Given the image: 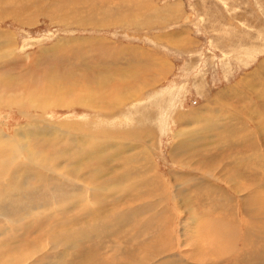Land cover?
Returning <instances> with one entry per match:
<instances>
[{"label":"rangeland","instance_id":"rangeland-1","mask_svg":"<svg viewBox=\"0 0 264 264\" xmlns=\"http://www.w3.org/2000/svg\"><path fill=\"white\" fill-rule=\"evenodd\" d=\"M4 6L19 9L20 17L14 19L15 13L0 10L4 14L0 18V32L9 37L4 44L0 41V55L8 53L12 58V61L0 60V149L4 140H8L16 151L18 144L29 141L32 142L28 146L30 149L40 147L37 144L44 141L57 149L63 148L64 137L51 141L47 133L22 137L18 129L32 119L44 121L46 124H38L43 127L64 124L61 128L64 132L65 124L78 123L75 126L78 128L89 124L91 127L84 125L85 130L71 131L82 136L114 129L113 132L119 133L117 135L124 140H130L129 143L124 142L131 146L121 154V157L125 156L124 161L127 162L133 154L148 150L147 146L152 153L145 164L137 157V163L129 164L126 169L122 166L128 162L123 165L122 159L113 160L110 164L116 167L113 175L120 178L130 174L127 182L133 183L136 190L138 182L145 179L149 182L145 194L151 185L153 187L151 195L145 199L148 210L143 209L142 214L132 220H124V224H112L110 227V220H103L93 227V222L79 224L67 214H53L59 217L58 220L52 219L57 224L54 231L67 224L74 227L76 232L71 230L65 238L49 233L52 226L44 227L46 221H41L43 214L33 220L25 216L28 220L17 225L9 221L13 233L12 236L10 233L11 238H0V258L12 260L18 256L22 258V264H264V236L260 234L264 233V214L261 217L249 213L257 209H252L253 205L256 206L255 197L264 193V0H34L27 9H21L16 2L9 0ZM43 9L53 11L48 12V16L45 13L38 15V11ZM77 10L83 11L80 15L96 10L108 15L107 18L117 19L118 24L79 28L77 23L79 20L86 23L85 16L67 14ZM28 18L30 21L27 23ZM72 38L92 41L74 46L73 51L79 58L73 57L66 63L56 51L47 55L41 52V49L49 47L57 50L58 41ZM98 41L104 45H99ZM8 42L12 47H8ZM70 64H73L71 71ZM107 70L111 73H106ZM63 71H67V75L71 72L69 80L61 77ZM109 75L123 79L127 76V81L114 83L116 98L110 105L98 101L97 108L91 109L70 104L50 107L33 97L46 88L52 93L53 86L58 92L68 83L70 86H85L87 82L90 86L102 83L101 93L107 92L105 98L108 99L112 86L106 84L108 80L102 82L101 78ZM42 83L46 84L39 89ZM17 101L25 106L20 108ZM223 106L224 112L219 110ZM192 114L202 118L211 116V121H194ZM114 117L119 121H114ZM240 123L245 125L248 133L257 134L263 144L254 148V136L250 135L248 138L252 144H246L236 154L233 148L237 140L228 131L229 126ZM255 124L260 129L257 130ZM185 133L187 135H183ZM182 135L186 141L189 139V144L193 141L190 144L192 148H185L180 155L173 157ZM219 144L218 149L222 150L213 149ZM223 145L233 148L225 152ZM46 154L51 158L49 152ZM0 155L4 158L6 153L0 150ZM228 156L241 157L247 162L231 169ZM224 157L226 160L223 162ZM252 157L256 158V169L248 168ZM223 164L227 170H222ZM133 165L137 166L138 172L133 171ZM210 165L218 167L212 172ZM103 170L104 174H109L112 169ZM227 171L235 174L238 180L234 176L226 178ZM155 177L160 181H152ZM119 181L125 180L120 178ZM119 181L116 193L123 189ZM233 182L243 189L248 187L247 193H238ZM251 183L260 188L261 193L254 195L250 191L253 189ZM105 185L111 186L109 183ZM142 190L138 191L143 193ZM215 192H219L218 198ZM203 194L208 195L201 197ZM103 196L110 200L113 193L104 191ZM200 200L205 206L199 205L201 202L195 203ZM88 201L94 202L90 195ZM179 202L185 207L179 209ZM198 216L226 228L221 232L226 236L225 241L221 243L223 238L218 234L219 244L211 242L213 237H196L194 229L200 222ZM141 228L142 231L147 228L158 232L157 239L151 233H144L143 241L152 243L149 239L153 236L155 241L160 238L162 246L163 243L166 245V249H159L158 257L150 247L148 253L142 252L140 258H135L136 252L142 249L138 247L142 242ZM85 229L90 232L96 229L99 239L93 233L84 235ZM252 229L255 235L250 234ZM260 237L263 241L259 240ZM227 242H231V253L223 255L218 249ZM6 247L10 249L6 250ZM204 248L205 253L202 251ZM128 251L131 257L124 262L122 258ZM143 254H147L145 259Z\"/></svg>","mask_w":264,"mask_h":264},{"label":"bare ground","instance_id":"bare-ground-1","mask_svg":"<svg viewBox=\"0 0 264 264\" xmlns=\"http://www.w3.org/2000/svg\"><path fill=\"white\" fill-rule=\"evenodd\" d=\"M7 1H9V0H0V10L5 11L8 14L15 13L16 16H14V17L9 16V17H12L14 19H19V17H20L19 9H17V8L11 9V8L5 7L4 5L7 4ZM10 1L16 2L18 4V6L21 7V9H27L34 3V0H32V3L30 0H10ZM50 11H53V9H46V10L43 9V10L38 11V15L43 16V14L45 13V15L48 16V12H50ZM73 13L78 14L79 17L85 16V18H86V23H84L82 20H79V22L77 23V25H79V28L85 27V26H90L92 28H94V27L99 28V26H112V25L118 24V21H116L117 19L107 18L108 15H105V14L102 15L100 12H98L96 10L94 12L89 10V14H85V15H80V13H83V11H81V10H77V11H74L72 13H67V14L71 15ZM3 15H4L3 13H0V18H2ZM6 18H8V17H6ZM104 19H107V20H104ZM29 21H30V18H28L26 20L27 23ZM66 25H68V24H66ZM8 38H9L8 35L0 32V41H2L3 44L8 41ZM81 42L85 45L90 44V42L92 43V41H90V42L86 41V40L81 41V39H78V38H76V39L72 38V39H68V40L62 39V40L58 41V43L56 44L57 45L56 47H58L57 50H53L51 47H49L46 49H41V52H42V54L47 55L50 52L56 51V52H58L59 58L67 63L71 58L78 57V54L74 53L73 50H75L74 46H77V44H80ZM98 44L104 45V44L100 43L99 41H98ZM7 45H8V47H12V44L10 42H8ZM80 49H82V48H80ZM111 49L112 48H110V50ZM86 57L89 58V56H86ZM8 59L12 61L10 54L6 53V54L0 55V60H8ZM72 61H71V63H73ZM81 61L83 62V60H81ZM72 65L73 64H70V69H69L70 71L72 70L71 69ZM78 68H79V63H78ZM85 69L86 68L84 67V70ZM108 69H110V68H108ZM82 70L83 69H79V71H82ZM66 72L67 71H63V74L61 75V77H64L66 80H69L72 76L70 74L71 72H68L69 76L67 75ZM88 72H91V71H88ZM115 72H116V70H115ZM106 73H111V71L107 70ZM126 73L128 74V71ZM77 74H80V73H77ZM123 77H125V79L114 78V77L112 78V75H109L108 77H105V78H101L102 82L104 80H108V82H106V84L109 83V86L110 87L112 86V88L109 92L108 99L105 98L107 95V92L101 93L102 92V90H101L102 89V83L100 85L90 86L87 82H86L85 86H84V84H78V85L73 84L72 86H70L68 83V84L60 87V90L58 92H57V87L53 86L54 90L52 91V93L50 91H48V89L46 88L45 91H42L39 94H33V97L39 99L41 103H43L47 106H50V107L69 105L70 104L69 106L80 105V106L86 107L88 109H91L94 106H95V108H97L98 101H102L105 104L110 105L111 102L115 100L116 97H115V94L113 92V87H114V91L116 88L114 86V83L117 80L127 81V79H126L127 76H123ZM45 84L46 83H42L41 87L39 89L43 88V86ZM36 90H38V89H36ZM72 99H75V101L70 102V100L72 101ZM217 104H218V102H217ZM17 106H19L21 108V106H25V104H20L17 101ZM219 110H222L224 112L225 107L223 106V107H221V109L219 108ZM192 115H193L194 121H198V122L203 121L204 122V120H205L207 123H210V121H211V116L206 117V118H202L201 115H197V114H195V116H194V114H192ZM261 115H262V113H261ZM262 116H264V114ZM113 120L119 121L115 117L113 118ZM41 122H44V121L32 119V121L30 123H27L24 127L19 128L18 133L22 137H26L27 135H29L31 137H37L43 133H47L49 135L48 136L49 141L54 140V139H62L64 137V139H63L64 145H63L62 149H57L52 143L47 142V141H44L41 144H37V145H40V147H37L35 149L28 148V146H30V143H32L31 141H29L27 143L18 144L17 145L18 151L15 150V148L12 146V144L8 140H4L3 144L1 145L2 148L0 150L2 152H5L6 155L4 158H2L0 155V238L1 237H8V236L11 238L13 231H11V227L9 226L10 225L9 221H12L13 223H15L17 225L19 222H23V221L26 222L28 220L26 217L33 220L35 218V216L43 214V218L41 219V221H43V220L46 221L44 227L52 226V228L49 229V233L51 234V232H54L58 236L64 237V236H68L74 227H71L67 224V226L59 228L58 231H54L55 225H57L56 222L52 220V219L56 218V217H54L55 213H56V216L58 214L59 215L67 214V215L74 218L75 223L77 221V223H79V224L80 223L88 224V222H93L94 223L93 227L97 226L98 224H101V222L103 223V220H110V222L108 224L111 227L112 224L113 225L124 224V222H125L124 220L128 221L130 218L132 220L133 217H135L136 215L142 214L143 209L148 210V207L146 206L147 201L145 199H146V197L151 195L150 191L152 190L153 185L150 186L149 192L147 194H145L144 192H146L147 184L149 182H147L144 179V180H141L138 182L137 190H136L133 183H130L131 184L130 185L127 182V180H129L128 176L130 174H127L124 177L120 176V178H124L125 181H119L120 178H118V176H116V175H113L116 167L114 168L113 165L110 166V164L113 163V160L120 161L122 159L123 165L128 162L125 166H122V167H125V169H126L129 164L137 163L135 161L137 157L139 158V159L137 158L139 160V162H144V164H145V162H148V159H150V153H152L151 148H149V146H147L148 150L145 149L146 151H142V153L139 152L141 154H136V155L133 154V157H130L126 162V161H124L125 156L121 157V154L124 153L125 151H127L128 149H131L130 145L129 146L126 145L129 143L130 140H128L129 138H126L124 140L121 135H117L119 133L113 132L114 129H113V131L107 129L106 131H103L102 133H98V134H92L91 132H89L85 136L83 134V136H84L83 137L81 135V133L78 135H75V134H72L71 131H78V129H82V130L84 129L85 130L84 125L90 126L89 124H82V122H81V124L83 126L80 128H78V126L75 127L78 123L77 124H65L64 128L66 129V132H64L61 129L64 124L54 125L53 127H49L47 125H44V127H45L44 128L43 126L38 125ZM43 124H46V123L44 122ZM113 125L116 126L115 124H113ZM229 127H231L230 131L227 130L228 128L226 130L228 131L229 134L233 135L234 139L237 140V145H235L234 148L231 145H229V146L223 145V146H225L223 151H225L226 149L230 150L232 147L235 150L236 154L240 153L244 149L246 144H248V143L252 144V142L249 141V138H248V136H250V135L254 136V141L252 140L254 148L260 147L261 144H263L260 142V139L258 138L257 134H255L253 132L250 133L251 131L248 133V131L245 128V125L240 123V124H234V125L229 126ZM259 127L260 126L258 124H255V128L257 130L260 129ZM43 129H45V131ZM224 129H225V127H224ZM141 131H143V130H141ZM62 133H63V135H62ZM114 133H116V134H114ZM183 135H187V133H185ZM183 135H182V138L179 139V141L177 142V144L179 143V145L176 144L175 153L173 154V157L175 155H180V153H182L185 148H188V149L192 148L190 146V144L193 141L189 144V139L186 141L184 139ZM131 136H132V134L130 135V137ZM140 138H142V136ZM263 140L264 139H262V141ZM67 141H68V143H67ZM125 141L128 143H124ZM218 146L220 147V144L213 147V149L219 150ZM220 150H222V149H220ZM48 152L50 153L51 158L49 157V155L46 154ZM108 153H109V155H108ZM190 158L193 161L192 156ZM226 158L229 159V161H231V165H232L231 169H236V165H237V167L238 166L241 167V166H243L244 162H247V159L244 160L243 158L237 157V156H232V157L228 156ZM226 158L224 157L223 162L226 160ZM224 165L225 164H223V166H222L223 167L222 170L226 169L224 167ZM179 166L181 167L182 165L180 164ZM131 167L133 168V171L135 173L139 171L137 169V166L133 165ZM216 167H218V165H210L209 169H210V171L214 172ZM256 167H257L256 158L252 157L250 159L249 164H248V168L256 169ZM108 168H111L112 170H110L109 174H104L103 169H108ZM143 169L147 170L146 167H143ZM219 169H220V167H219ZM120 175H121V173H120ZM226 175H227V177L225 176L226 178L232 179L231 177H233L235 174H233L230 171H227ZM104 176H108V177H106L104 179ZM234 178H236V177L234 176ZM155 180H159V179L157 177H155L154 179L152 178V181H155ZM118 181L121 182L120 185L123 187V189L116 193L115 188H117V186H118V185H116L118 183ZM234 181H235V179H234ZM130 182H131V180H130ZM224 182H225V180H224ZM107 183H109L111 186H109V187L106 186L105 184H107ZM123 183H125V186L123 185ZM233 183L237 186L238 193H242V192L247 193L248 187H245L246 189H243V187H239L240 184L238 185L235 182H233ZM141 184H144L145 186L139 187V185H141ZM251 186H252L251 188H253V189L250 191L254 192V195H255V193H261L262 190L259 191L260 188L255 187L254 185H252V183H251ZM204 187H205V190L207 192H210L209 191L210 189L207 186H204ZM261 188H263V187H261ZM113 189H114V191H113ZM141 189H143L142 190L143 193L138 191V190L141 191ZM157 189L160 190L159 187H157ZM104 191L105 192L111 191L113 193V197L110 200H107L106 197L103 196ZM121 192H123L122 196L120 195ZM218 193L219 192H215V195L217 198L219 195ZM89 195H90L91 200H93L94 202L88 201ZM207 195L208 194H203L200 196L204 197ZM245 195L248 197L247 194H245ZM196 197L198 198V196H196ZM201 201L202 200L196 201V202L194 201V202L197 203V202H201ZM250 201L252 202V199H250ZM143 202H144V205H143ZM243 202H244V200H243ZM255 202H256V206L253 205L252 209H254L253 207H257V209L254 211L249 209L251 211L249 213H252V215L254 213L255 216L256 215L261 216L262 214H264V193L258 194L255 197ZM82 204H84L83 207L81 206ZM199 205L205 206L203 202L199 203ZM182 206H184V205H182L180 202L177 203V207L179 209H181ZM103 207H104V209H102ZM94 210H95V212H94ZM53 214H54V216H53ZM224 214H225V212H224ZM214 217H212V218H214ZM198 218L200 219V222H199L198 226L194 229L196 237H198V238L201 237L204 239L206 237H208V238L213 237L214 240L211 242H213L215 244H219L220 243V237L219 236H222L223 241H221V243L225 241L224 239H226L225 238L226 236H225V234H221V232L223 231V229H226V228H223L221 226L218 227L217 225H215L216 223L213 224L210 222V220H206L204 217L198 216ZM58 219H59V217L56 218V220H58ZM84 219H86V221L82 222ZM244 224H245V222H244ZM208 227H209V229H208ZM66 231H68V233H66ZM73 231H75V230H73ZM96 231L97 230L95 229V230H92L90 232V230L85 229L83 231V233L86 236L90 235V233H93V236L95 238L99 239L98 233ZM10 233H11V236H10ZM144 233H146L147 235H149L151 233L152 235L155 236V239H157L156 235L158 234V232L156 233L154 230H149L147 228L142 231V228H141L139 234L142 238V242L138 241L139 242L138 247H142V249L139 250L138 252H136L137 254H136L135 258H138V257L140 258L142 256V252L148 253L147 251H148V249H151L150 247H152V249H154V251H156L155 256L159 254V249L160 250L166 249L165 248L166 245L164 243H163V246L161 245L162 242L159 240L160 238L155 241V239H153V236H152L149 239L152 243H147V242L143 241V234ZM254 233H255V230L252 229L250 231V234H254ZM161 234H162V231H161ZM260 234L262 236H264V233H260ZM145 239H147V238H145ZM259 240L263 241L262 238ZM80 241H82V240H80ZM32 242H34V241H32ZM66 244H68V243H66ZM260 244H261V242H260ZM202 246H201V248H202ZM67 247H68V245H67ZM72 247H74V246H72ZM225 247L230 248L229 251ZM259 247H261V246H259ZM213 248L215 249V247H213ZM217 248H218V246H217ZM8 249H10V248H8ZM8 249L6 247V250H8ZM218 250L221 251V253L223 255L228 254V252L231 251V242H229V243L227 242L226 245L220 246V249H218ZM262 250H263V248H262ZM202 251L205 253L206 248L202 249ZM5 253L8 255L9 252L6 251ZM234 254H236V253H234ZM145 255L147 256V254H143L144 259H145ZM198 255L199 254H197V256ZM153 256H154V254H153ZM129 257H131V254L128 251L126 253V255H124V257L122 258V261L125 262L127 260V258H129ZM156 257H158V256H156ZM253 257H252V259H254ZM59 258L60 257H57V259H59ZM204 258H205V256H204ZM233 258H234V256H233ZM236 258H237V256H236ZM234 260H235V258H234ZM21 261H22V258L18 257V256H16L12 260H10V259L5 260V257L0 258V264H22ZM35 261L36 260H34V262ZM128 261H129V259H128ZM140 261H143V260L140 259ZM158 261L159 260L157 259V262ZM223 261H225V260H223ZM230 261H231V259H230ZM25 262L27 263V261H25ZM173 262L175 263V261H173ZM32 263H33V261H32ZM241 263H242V261H241ZM122 264H126V263L122 262ZM139 264H143V263H139ZM156 264H161V263H156ZM215 264H216V262H215ZM248 264H249V262H248ZM252 264H254V263H252Z\"/></svg>","mask_w":264,"mask_h":264}]
</instances>
